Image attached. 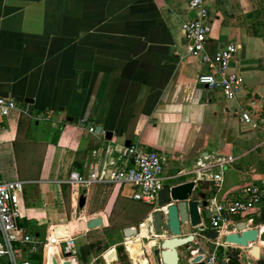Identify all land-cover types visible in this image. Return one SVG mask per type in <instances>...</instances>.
Segmentation results:
<instances>
[{
  "label": "crops",
  "instance_id": "0c3cea01",
  "mask_svg": "<svg viewBox=\"0 0 264 264\" xmlns=\"http://www.w3.org/2000/svg\"><path fill=\"white\" fill-rule=\"evenodd\" d=\"M188 2L0 0V96L21 107L0 117V177L29 181L21 196V232L41 240L53 231L70 236L80 229V220L101 217L100 226L81 230L87 235L120 228L124 237L91 261L84 257L82 264H156L151 250L160 238L148 237V216L159 210L169 186L193 180L197 159L235 157L222 171L213 169L221 175L217 186L208 179L196 182L195 199L201 192L221 201L239 197L247 184L264 187V0H208L206 50L237 46L230 68L240 73L243 85L232 100L197 82L209 68L190 54L181 28L194 16ZM243 109L255 128L241 120ZM88 123L101 126V133L90 132ZM105 131L113 132L111 139H105ZM127 141L166 157L169 179L155 202L133 199L129 184L95 182L83 189L82 207L72 203L70 172L87 175L93 166L114 170ZM201 216L204 225L185 224L182 233L209 228ZM240 221L264 230V195L254 211L233 216L216 240L220 256L237 252L241 264H264V242L254 243L260 259L251 246L223 243ZM137 225V236L124 235V228ZM92 240L87 235L84 245ZM193 243L206 250L200 241ZM186 253L179 252V264L188 262ZM47 254L53 264L81 260L78 254L63 259L55 244L48 245ZM0 264H9L7 258L0 257Z\"/></svg>",
  "mask_w": 264,
  "mask_h": 264
},
{
  "label": "built area",
  "instance_id": "2783aa9c",
  "mask_svg": "<svg viewBox=\"0 0 264 264\" xmlns=\"http://www.w3.org/2000/svg\"><path fill=\"white\" fill-rule=\"evenodd\" d=\"M188 9L194 13V16L183 21L181 28L190 41V54L199 58L209 68L208 72L198 74L197 82L219 90L226 100L235 99L243 85V77L240 73L230 68L237 46L229 43L212 53L208 52L205 47L210 33L208 0H189ZM20 109L16 99L0 96V117H6L12 111ZM240 117L245 125L254 128L257 126L246 109L240 111ZM89 131L94 132V128L90 127ZM234 159L233 155H211L197 159L193 168V181L196 184L198 181L208 179L217 186L221 175L213 169L218 168L222 171ZM117 160L116 168L111 171L99 170L97 166H93L87 175H82L77 170H72L67 180L72 203L78 204L82 195L81 190H88L95 182L129 184L134 187L133 199L148 204L155 202L165 181L169 179L164 172L165 155L141 143L133 142L119 151ZM28 182L20 179H0V257L7 258L9 264H33L29 256L41 250V264H53L54 259L49 258L47 247L49 244H55L58 246V254L63 259H70L77 254L74 241L78 233L60 236L53 231L41 240L34 234L19 230L22 190ZM263 195L264 187L251 183L241 189V195L237 198H224L221 201L215 197L207 199V207L210 211L209 228L216 229L220 234L233 216L254 211L262 203ZM218 247V241H214L211 252L198 251L202 254L204 264H226L230 257L220 256Z\"/></svg>",
  "mask_w": 264,
  "mask_h": 264
},
{
  "label": "water",
  "instance_id": "95a60500",
  "mask_svg": "<svg viewBox=\"0 0 264 264\" xmlns=\"http://www.w3.org/2000/svg\"><path fill=\"white\" fill-rule=\"evenodd\" d=\"M90 127V123L87 124ZM101 126H97L94 132L100 134ZM105 139H111L113 132L105 131ZM130 144L129 141L125 146ZM195 182L193 180L174 184L168 187V195L164 202L160 203L159 210L153 211L148 216V222L151 224L150 235H156L160 239L155 241L151 254L156 264H179V252L186 250V256L189 259L184 264H204L202 254L195 253L192 255L193 246L191 242L200 241L202 248L211 252L214 241L217 240L219 233L216 229L202 228L201 233L183 234L182 226L188 224L190 228H199L204 225L201 213L204 214V222H208L210 211L207 207L208 201L205 193H196L197 199L193 198ZM85 198L80 196L78 206L84 205ZM167 204L166 207H164ZM102 224L101 217L90 218L87 221L80 220L79 225L82 230L92 229ZM141 231L139 225L135 227L124 228L126 237L137 236ZM264 242V230L254 227H248L244 221H240L233 226V231L224 235L223 243L232 244L238 247H247L251 245L250 251L257 259L259 256V246L256 243ZM143 251V249H142ZM262 263V262H260ZM226 264H241L240 259L236 256L227 260Z\"/></svg>",
  "mask_w": 264,
  "mask_h": 264
},
{
  "label": "rangeland",
  "instance_id": "374dc122",
  "mask_svg": "<svg viewBox=\"0 0 264 264\" xmlns=\"http://www.w3.org/2000/svg\"><path fill=\"white\" fill-rule=\"evenodd\" d=\"M1 180H5L4 178H1ZM12 180V179H9ZM83 191V189L81 190V192ZM76 223V222H75ZM78 236L77 239L74 241V243L76 244L77 247V254L79 255V260H80V251L81 248L84 246V243L86 241V237L87 235H90L92 242L95 244V250H93L92 252H90V254H88L86 261L89 262L92 260V258L99 253L100 251L105 252L109 247L108 245H110L111 243H114L117 240H121L124 236L122 234V231L120 228L118 229H114L113 227H106L103 229H95L93 231H90L87 235L85 234L84 231L78 230L77 231ZM193 242H191L190 244H192ZM197 249H195V247H193L191 253L192 255H194V253H197ZM82 259L80 260V264H82ZM93 264H102L100 262V260H98L97 262H94Z\"/></svg>",
  "mask_w": 264,
  "mask_h": 264
},
{
  "label": "trees",
  "instance_id": "16d2710c",
  "mask_svg": "<svg viewBox=\"0 0 264 264\" xmlns=\"http://www.w3.org/2000/svg\"><path fill=\"white\" fill-rule=\"evenodd\" d=\"M93 250H95V244L94 243H90V244L84 245L81 248V251H80V259H83L84 257H87L88 254H90V252H92ZM218 252L220 254V248L219 247H218ZM236 254H237V252H233V253H231L228 256L229 257H233ZM29 260H31L33 264H41V261H42L41 250L38 253L30 255L29 256Z\"/></svg>",
  "mask_w": 264,
  "mask_h": 264
},
{
  "label": "bare ground",
  "instance_id": "6f19581e",
  "mask_svg": "<svg viewBox=\"0 0 264 264\" xmlns=\"http://www.w3.org/2000/svg\"><path fill=\"white\" fill-rule=\"evenodd\" d=\"M142 233L146 236L147 235V232L145 231V227L143 226L142 227ZM137 253L138 254V251L136 250V251H134V252H132V253Z\"/></svg>",
  "mask_w": 264,
  "mask_h": 264
}]
</instances>
